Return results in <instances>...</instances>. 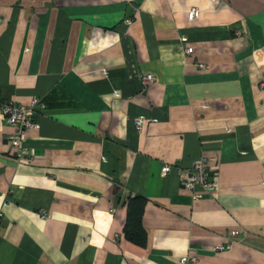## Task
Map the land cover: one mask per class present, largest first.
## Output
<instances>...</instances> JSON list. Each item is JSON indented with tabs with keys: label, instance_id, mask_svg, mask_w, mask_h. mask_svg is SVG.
Segmentation results:
<instances>
[{
	"label": "crops",
	"instance_id": "obj_1",
	"mask_svg": "<svg viewBox=\"0 0 264 264\" xmlns=\"http://www.w3.org/2000/svg\"><path fill=\"white\" fill-rule=\"evenodd\" d=\"M33 97L25 154L0 110V264H264V0H0V102Z\"/></svg>",
	"mask_w": 264,
	"mask_h": 264
},
{
	"label": "built area",
	"instance_id": "obj_2",
	"mask_svg": "<svg viewBox=\"0 0 264 264\" xmlns=\"http://www.w3.org/2000/svg\"><path fill=\"white\" fill-rule=\"evenodd\" d=\"M188 14L190 18L197 17L199 14V9L196 6L191 7L188 10ZM180 41L183 43H187L188 37L187 35H182L180 37ZM185 53L190 54L192 52V47H185ZM198 67L207 68V66L202 63L197 64ZM142 83L144 85H148L154 80V76L150 73H145L141 76ZM263 85V83H262ZM35 106H39L40 108H44V103L41 98L33 97L27 103H16L13 100H4L0 102V110L4 116V119L7 124H9L13 128V132L10 134L11 144L17 148L18 151L22 153H27V145L25 144L26 140V131L30 127L39 126L38 123L33 119V109ZM134 125L136 129H141L143 125L142 118H136L134 120ZM208 156L202 154L198 159H196L190 166L182 168L177 167L178 171H181L180 181L181 184L185 187L199 190V193L209 192L215 187V182L213 177L211 176L210 170L208 168ZM171 165L165 163L161 167V175L165 176L167 173L171 171ZM41 217L46 216V212L44 210H40L39 212ZM2 213L0 212V217ZM238 235L237 229H231L228 231V236L232 239L227 241L224 244L217 245L215 247L216 251L228 249L232 245L233 237ZM197 256L194 255H183L180 258V262H196Z\"/></svg>",
	"mask_w": 264,
	"mask_h": 264
},
{
	"label": "trees",
	"instance_id": "obj_3",
	"mask_svg": "<svg viewBox=\"0 0 264 264\" xmlns=\"http://www.w3.org/2000/svg\"><path fill=\"white\" fill-rule=\"evenodd\" d=\"M146 198L143 195H134L127 202V216L124 225L125 237L140 246L146 244V231L142 225V214Z\"/></svg>",
	"mask_w": 264,
	"mask_h": 264
},
{
	"label": "rangeland",
	"instance_id": "obj_4",
	"mask_svg": "<svg viewBox=\"0 0 264 264\" xmlns=\"http://www.w3.org/2000/svg\"><path fill=\"white\" fill-rule=\"evenodd\" d=\"M172 166V165H171ZM172 168V167H171ZM176 170H177V175H178V179H179V182H180V184H181V181H180V174H181V171H178V169L176 168ZM182 185V184H181Z\"/></svg>",
	"mask_w": 264,
	"mask_h": 264
},
{
	"label": "bare ground",
	"instance_id": "obj_5",
	"mask_svg": "<svg viewBox=\"0 0 264 264\" xmlns=\"http://www.w3.org/2000/svg\"><path fill=\"white\" fill-rule=\"evenodd\" d=\"M188 42V41H187ZM233 242V241H232ZM229 249V248H228Z\"/></svg>",
	"mask_w": 264,
	"mask_h": 264
}]
</instances>
